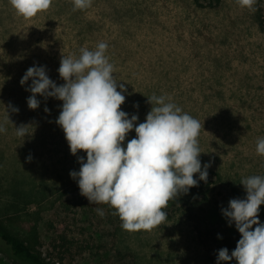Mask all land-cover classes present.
<instances>
[{"label": "rangeland", "instance_id": "obj_1", "mask_svg": "<svg viewBox=\"0 0 264 264\" xmlns=\"http://www.w3.org/2000/svg\"><path fill=\"white\" fill-rule=\"evenodd\" d=\"M253 8L238 0H91L74 9L73 0H52L25 19L0 0V217L26 238L37 227L38 248L56 264H217L182 211L168 210L151 230L127 231L112 206L81 195L70 171L86 152L72 154L56 123L63 102L37 94L40 105L30 109L31 79L20 80L30 66L43 65L63 84L62 54L78 57L81 48L106 42L115 79L127 89L121 109L143 122L152 107L147 96H165L199 120L202 169L207 163V172L246 192L243 178L264 176V155L256 151L264 138V5ZM22 123L32 125L17 136ZM135 135L133 129L123 143ZM12 263L0 252V264Z\"/></svg>", "mask_w": 264, "mask_h": 264}, {"label": "clouds", "instance_id": "obj_2", "mask_svg": "<svg viewBox=\"0 0 264 264\" xmlns=\"http://www.w3.org/2000/svg\"><path fill=\"white\" fill-rule=\"evenodd\" d=\"M9 2L18 15L28 19L48 9L52 0ZM255 2L238 0L240 6L253 11ZM90 4L91 0H73L74 9ZM107 48L108 44L101 41L93 50L81 48L78 57L62 54L57 71L63 84L50 79L43 65L30 66L20 84L31 79L26 88L32 93L27 97L30 109L40 105L37 94L63 102L56 123L63 129L72 154L86 152V158L78 156L79 170L70 171L81 195L90 203L112 206L124 230H151L166 219L164 209L170 199L188 193L199 180L207 181L209 165L205 163L202 169L199 158L201 124L180 106L166 102L163 95L147 96L152 107L143 122L137 123L136 114L129 117L120 107L127 89L115 79L114 66L105 54ZM9 107L11 111L19 110ZM29 125L16 126V135H27ZM133 129L136 135L125 145ZM5 131L0 124V132ZM256 151L264 155V138L258 139ZM197 173L198 178H194ZM240 183L246 197L230 199L222 213L229 225L235 223L241 237L231 254L227 247L218 250L217 264L233 258L238 264H264V223L257 215L264 204V176L249 175ZM96 211L104 215L102 209Z\"/></svg>", "mask_w": 264, "mask_h": 264}, {"label": "trees", "instance_id": "obj_3", "mask_svg": "<svg viewBox=\"0 0 264 264\" xmlns=\"http://www.w3.org/2000/svg\"><path fill=\"white\" fill-rule=\"evenodd\" d=\"M196 1L200 3V0ZM212 1L214 4H219L222 0ZM255 3L263 10L264 0H256ZM260 26L264 29V19L260 21ZM209 174L211 176H207V181L199 180L198 185L192 186L188 193H181L177 198L170 199L164 211H182L186 214L193 222L200 242L207 248L209 257L217 263L218 250L227 247L231 254L241 237L235 223L229 225L227 218L223 215L222 203L226 204V208L230 199L245 198L246 192L236 183L226 182L220 172L212 171ZM198 176V173L194 174V178ZM219 196L222 198H218ZM257 215L259 222L264 223V204L260 205ZM3 219L0 217V252H6L13 259L12 264H56L49 261L38 248L37 227L32 230L33 238L30 239L16 228H12L13 226L8 225L4 221L6 219ZM8 219L11 225L15 223L14 219ZM119 227L117 226V231ZM117 231L112 232L111 246L113 249L118 248ZM118 253L122 258L125 256L121 250ZM234 260L235 258L230 261H221L220 264Z\"/></svg>", "mask_w": 264, "mask_h": 264}]
</instances>
